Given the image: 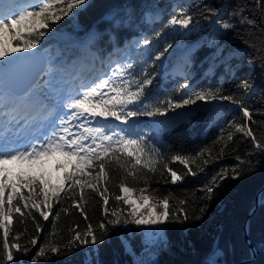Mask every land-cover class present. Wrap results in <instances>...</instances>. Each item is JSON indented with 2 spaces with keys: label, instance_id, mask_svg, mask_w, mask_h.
Instances as JSON below:
<instances>
[{
  "label": "trees",
  "instance_id": "1",
  "mask_svg": "<svg viewBox=\"0 0 264 264\" xmlns=\"http://www.w3.org/2000/svg\"><path fill=\"white\" fill-rule=\"evenodd\" d=\"M156 6L162 7L161 16L149 22L146 12ZM182 10L193 17L190 25L194 29L185 36V41L196 42L195 48L186 55L193 63V66L185 64V68L192 72L186 89L182 87L186 82L184 77L163 75L155 63V56L170 44L169 39H165L169 21ZM220 10L226 11L225 16L217 15ZM241 10L244 16L254 19L256 23H241L240 16H232L233 12ZM113 18L121 21L119 27L114 26ZM220 18L232 23L234 28H221L216 34L219 39L217 42L222 45L220 54L216 55V47L203 40L197 43V40ZM49 34L61 37L63 42L69 44L64 51L68 60L84 53L79 43L88 39L90 42L85 50L101 64H109L120 54V51L115 54V46L129 47L133 52L129 58L135 65L129 71L138 75L141 68L146 67L149 75L154 76L152 85L146 89V102L155 106V102L160 101L162 112L173 108L165 103L169 98L182 103L184 99L197 100L203 96L206 97L204 100L209 101L218 89L219 94L216 96H232L243 102V107L252 113V121L246 120L240 104L226 100L236 107L219 119L208 120L202 111L196 110L187 119L161 129L159 135L154 134L153 127L146 121L134 123L132 131L147 135L148 144L159 149L158 159L161 163L156 166L154 173H148L135 182L129 177L126 183L136 190L146 187L151 200L162 201L167 197L174 212L183 207L190 217L193 213L201 217L185 223L166 222L163 231L167 244L144 264H209L210 259L215 264H239L249 259L251 251L245 242L243 230L255 206L256 196L264 187V151L256 148L250 137L237 132L235 125L246 124L251 127L257 142L264 143V12L257 0H186L184 5H178L175 10L168 5L167 0H90L75 16L65 17L56 24ZM144 38L158 42V48L145 50L142 44ZM47 40L48 34L41 39L37 48H45ZM245 40L249 43L246 44ZM137 41H141V44L137 45ZM231 48L236 50L237 55H230ZM213 53L216 56H212ZM129 58L121 63H126ZM212 60L215 61V67L209 73L207 68ZM228 63L231 65L230 71L226 69ZM65 70L70 72L71 67L67 65ZM244 80L249 82L247 89L241 87ZM140 110L144 111L142 105ZM139 117L146 119L151 116ZM117 122L120 124L117 129L128 127ZM106 123L110 124L109 121ZM210 152L217 158L204 166L207 160L204 157ZM177 154L189 158L188 167L196 173L194 176L187 172L185 165L172 160ZM56 157L63 160L62 157ZM191 158H195L194 161ZM165 165L182 179L172 183ZM234 171L241 173L239 179L231 178ZM225 173L228 178L219 180L218 177ZM122 176L123 172L115 168V171L110 172L109 181L101 183L108 188L106 195L109 197V209L120 208L127 215L131 211L130 207L115 200V196L121 194L117 185ZM143 179L148 180L147 185L142 182ZM208 187L214 189L211 194L207 192ZM60 195L58 203L50 201L52 207L48 220H44L36 209H29L32 215L25 216L23 220L17 214L11 217L9 244L20 243L31 248L28 255L22 257L23 264H33L31 257L42 243L58 242L61 251H67L65 246L74 231L83 233L89 224L96 229L100 222L105 221L103 200L98 193L85 189V201L80 202L82 212L72 205L73 200L78 201V196L73 197L69 193L71 199H63L64 193ZM33 199L40 202L42 210L47 211L42 197L34 195ZM180 201L186 203L181 204ZM201 209L204 210L202 213ZM212 218H215L214 226L209 227ZM18 232L22 235L16 241L14 236ZM249 233L258 256L255 261L246 264H264V191L258 209L249 220ZM32 238L37 240L35 247L28 244ZM143 238L144 231L135 224H128V227H123L122 223L114 227L109 225V234L103 243L83 245L70 255H50L49 259L40 258V261L41 264H134L135 256L145 249ZM2 243L3 229H0V252Z\"/></svg>",
  "mask_w": 264,
  "mask_h": 264
},
{
  "label": "snow or ice",
  "instance_id": "2",
  "mask_svg": "<svg viewBox=\"0 0 264 264\" xmlns=\"http://www.w3.org/2000/svg\"><path fill=\"white\" fill-rule=\"evenodd\" d=\"M88 2L89 0H0V61H3L0 63V73L21 61L29 60L30 56L17 54L31 53L41 39L55 29L56 24L70 14L75 16ZM257 3L264 12V2L257 0ZM232 16H240L241 23H256L254 19L244 16L242 10L233 12ZM192 22L193 17L182 10L172 17L169 24L188 29ZM216 23L224 30L234 28L232 23L222 18ZM113 24L119 27L121 21L113 18ZM244 42L249 43L248 40ZM151 43L147 38L142 40L143 45ZM171 47L168 44L155 59L159 60ZM134 67L129 58L126 63H116L110 75L80 83L70 92L51 96L38 95L36 99L33 98L35 88H30L23 94H17L11 89L7 92L0 90V229H3L0 264H23L22 257L31 251L30 247L20 243L9 244L11 217L17 214L23 220L25 216L32 215L29 209H36L44 220H48L52 207L50 201L58 203L61 193H64L63 199H71L69 193L73 197L78 196V201L73 200L72 205L81 212L83 209H80V202L85 201V189L98 193L103 200L105 221L100 222L96 229L89 224L83 233L74 231L65 246L67 251L62 252L58 242L42 243L31 257L33 264H41L40 258L47 260L50 255H70L83 245L103 243L109 234V225L114 227L123 223L150 226L153 231L146 234V243L154 244L159 237V226L166 222L185 223L190 219L201 218L194 213L190 217L183 207L174 212L167 197L162 201L151 200L150 195H145L148 191L146 187L140 190L135 200L132 198L135 189L127 185L128 178L131 177L133 182L141 180L148 173H154L161 161L158 159L159 149L148 144L147 135L135 134L129 120L140 115L164 114L159 107L160 101L157 100L155 106L146 102V89L152 85L154 76L149 75L146 67H142L141 72L136 75L129 71ZM249 86L247 80L241 82L244 89ZM182 87L187 88L188 85L184 84ZM218 94L219 89L213 97ZM219 98L240 104L246 120L252 121V113L247 107H243L242 101H237L232 96ZM197 99L204 100L206 97ZM165 103L168 107L178 108L194 104L196 100L188 98L177 103L169 98ZM34 104L39 105V112L25 115L21 119L16 118L20 105ZM130 105L133 107L129 108ZM141 105L144 111L140 110ZM111 120L120 121L128 127L117 132L108 127L106 122ZM46 123L48 128L40 136L35 139L27 138L32 131L42 129ZM235 128L237 132L250 137L256 148L264 151V143L257 142L251 127L237 124ZM53 156L63 158V162L58 161L55 165L57 172L65 170L63 177L58 178V184H54L45 171ZM191 159L194 161L195 158ZM172 160L185 165L191 175L196 174L188 167L189 158L177 154ZM114 165L123 172L117 185L121 194L116 195L115 200L130 207L131 211L127 215H124L123 209H109V197L106 195L108 188L101 183L109 181L110 172L115 171ZM165 168L171 175L172 183L182 179L175 171L167 168V165ZM240 177L241 173L234 171L231 178ZM225 178H228L226 173L221 176V179ZM142 182L147 185L148 180L143 179ZM213 191L212 187L207 188L209 194ZM34 195L43 198L42 203L47 211L41 209V204L33 199ZM158 208L160 211H156ZM63 211L67 212L68 209ZM200 211L202 213L204 210ZM56 218H59V213ZM37 228L39 229V225ZM21 235L22 233H16L14 239L19 241ZM28 244L35 247L37 240L32 238ZM209 264H215V261L210 259Z\"/></svg>",
  "mask_w": 264,
  "mask_h": 264
},
{
  "label": "rangeland",
  "instance_id": "3",
  "mask_svg": "<svg viewBox=\"0 0 264 264\" xmlns=\"http://www.w3.org/2000/svg\"><path fill=\"white\" fill-rule=\"evenodd\" d=\"M185 1L186 0H167V3H168V5H170L172 7V9L175 10L178 8V5H180V4L184 5ZM161 13H162V7L156 6L155 8H151L150 10H148L146 12V18L148 19V21H152L153 19H155V17L159 18L161 16ZM218 13H219V17H223V16H225L226 11L220 10ZM25 23H27V22H25ZM193 29L194 28L191 27V25H189L188 29H184V28L180 27L179 25H177V26L170 25L169 31L165 34V39H169V42L172 45V47L170 49H168V51L164 54V56H162L159 60L155 59V63L158 66V71L161 74H163V75L171 74L174 76L180 75L186 79L185 84H187V85H189L188 81L192 76V72L185 68V64L188 63L189 66H193V63L191 61H189V59L186 56V53L176 55L175 49L187 48L188 45H186V43H185V36H187L190 32H192ZM219 29H220V27L218 24H216L212 28V30L214 32L218 31ZM211 32L212 31L209 29L207 31V33L204 35L205 37H203L201 39V41L207 40V43L209 45H212V46L217 48V51L215 53H216V55H219L220 51L222 50V45L219 42H217V40H219L218 37H216V35H214ZM136 43H137V45H140L141 41H137ZM68 46H69V44L67 42H63L62 38L56 37L52 34H48V40H47L45 50L50 56L49 57V66H48L49 70L45 75V79L41 80V82L38 85H36L38 87H36V86L33 87V88H35V91L33 93V98L36 99L38 97V95H42L41 94L42 91L43 92L48 91L50 96L56 95V92L58 90L61 93L73 91V86L71 84L74 81V79H76L79 76V73L83 70V69L80 71L76 70V68L80 67L79 63L80 62H86L89 65H91V64L94 65L93 62L87 61L85 57L84 58L83 57H73L69 61L68 57H67L68 55H66L64 52L65 50H67L66 48H68ZM190 47H192V46H190ZM143 48L145 50H149L152 48L156 49V48H158V42H152L150 45H144ZM114 50H115V54L117 51H120V59H118V63H121L122 60H125V59L129 58L130 56H133L132 50H130L129 47L126 48V46H124L123 48H122V46H116L114 48ZM215 53H213L212 56H216ZM229 53H230V55H233V54L237 55V52L233 48H231L229 50ZM23 54H25V53H18L17 55H23ZM226 57L228 58L229 55H226ZM113 58H114V56H113ZM213 62L214 61L212 60L210 67L207 68V71L209 73H212L214 71ZM1 63H3V61H1ZM72 63L75 64V67H74L71 74H67V72L65 70L66 66L68 64L71 65ZM111 64H112V62L109 64L110 69L106 73L108 75H110L111 70L113 68H115V66H112ZM230 68H231L230 63H228L226 65L227 71L228 70L230 71ZM5 73L6 72L0 73V81L3 80V78L5 77ZM106 74H102V75H106ZM100 76L101 75H98L97 78ZM219 97L220 96L212 97L209 101L197 99L196 103H194V104L184 105L182 107H178V108H174V109H170L168 111H165L164 114H162L161 116H165L167 114L168 115L164 118V120L161 121V124L157 122V119H153L152 121L150 120L149 122H150L151 126L153 127V129L156 131V133H158L159 128H162V129L163 128H170L175 123H177L179 120L187 119L189 117V115L196 110L202 111L204 113V116L208 120H217L223 114L228 113L231 109L230 104H228L226 100L220 99ZM110 123H112V122H110ZM133 123H135V122H133ZM119 125H120L119 122H115L109 128L112 129V127H117ZM206 156L207 157H204L205 159H207L204 162V166H206L207 163L214 162L217 158V156L213 155L211 152L207 153ZM58 161L63 162V160H61V159H58L56 157H52L50 159L49 164L46 166V169H45V171L49 174V176H50V178L54 184H58L60 182V180H58V178H62L64 175V171H65V170H61L60 172L56 171L55 165ZM218 179L221 180V176H219ZM140 190L141 189H139V190L135 189V192L132 194L133 200H135L136 196H138L140 194ZM145 195H149L148 191L145 192ZM137 204H139V201H137ZM141 211H144V209H141ZM214 221H215V218H212L210 220L209 227L214 226ZM122 226L128 227V225H124L123 223H122ZM163 226L164 225L159 226V228H158L159 237L157 238V241L154 244L146 243V241L148 239V236L146 234L153 231L152 227H150V226H138V227L142 228V230L144 231L143 244L145 246V249L140 255L135 256L134 264H144L148 259L155 257L158 254L159 249L162 246L167 244V238L164 234ZM257 255H258V253H257Z\"/></svg>",
  "mask_w": 264,
  "mask_h": 264
},
{
  "label": "water",
  "instance_id": "4",
  "mask_svg": "<svg viewBox=\"0 0 264 264\" xmlns=\"http://www.w3.org/2000/svg\"><path fill=\"white\" fill-rule=\"evenodd\" d=\"M26 56L31 58L26 61H21L16 65L7 69V81L9 87L21 94L32 88L40 78L43 76L47 69L48 57L43 49L38 51L27 53ZM264 190V187L258 192L256 196V202L254 208L251 210L249 217L244 225L243 236L251 250V258L242 260L239 264L251 263L257 258V249L253 244L249 233V220L255 213L260 205V197Z\"/></svg>",
  "mask_w": 264,
  "mask_h": 264
},
{
  "label": "bare ground",
  "instance_id": "5",
  "mask_svg": "<svg viewBox=\"0 0 264 264\" xmlns=\"http://www.w3.org/2000/svg\"><path fill=\"white\" fill-rule=\"evenodd\" d=\"M217 23L215 22V23H213L212 24V26H210V30L212 31L211 33H213L214 35H216L217 33H219L220 32V30H221V28L218 30V31H216V32H214L213 30H212V28L216 25ZM203 37H205V36H203ZM207 41V40H206ZM234 49V48H233ZM235 50V49H234ZM236 51V50H235ZM189 52V51H188ZM188 52H185L186 53V55H187V53ZM182 53H184V52H180L179 54H182ZM214 61V60H213ZM212 62V61H211ZM211 62L209 63V67H210V64H211ZM0 63H1V61H0ZM79 68H76V70L77 71H80V70H82L80 73H79V76H78V78H84V77H86V76H88V80H91V79H93L92 77H93V75H94V72L92 71V66L91 65H89V64H87L86 62H80L79 63ZM231 66V65H230ZM87 69H86V68ZM208 67V68H209ZM215 67V61L213 62V68ZM85 68V69H84ZM6 71V69L3 71V73ZM86 72V73H85ZM95 72H97V70H95ZM5 89H8V87H7V84H6V79H5V77L3 78V80H1L0 81V90H2V91H4ZM9 90V89H8ZM21 94H23V93H21ZM35 99V98H34ZM229 104V103H228ZM37 105L38 104H34L33 106H26V105H20V107L17 109V113L18 114H22L23 116H25V115H30L31 114V112H33V110H35L36 109V107H37ZM230 107L231 108H233V107H236V106H234L233 104H230ZM168 115V114H167ZM167 115H165V116H161V117H159V118H157V122L158 123H160L161 124V121L162 120H164V118L167 116ZM47 126H45V127H43L42 129H41V133L43 132V131H46L47 130ZM264 191V190H263Z\"/></svg>",
  "mask_w": 264,
  "mask_h": 264
}]
</instances>
